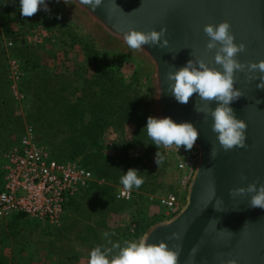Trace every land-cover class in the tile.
Instances as JSON below:
<instances>
[{
  "label": "rangeland",
  "instance_id": "obj_1",
  "mask_svg": "<svg viewBox=\"0 0 264 264\" xmlns=\"http://www.w3.org/2000/svg\"><path fill=\"white\" fill-rule=\"evenodd\" d=\"M46 3L49 11L41 6L23 17L19 0L0 1L9 11L0 18V183L4 151L27 134L53 159L87 168L93 183L68 201L60 224L24 217L16 239L29 243V264H88L93 247L137 240L167 219L158 200L175 193L184 205L187 185L180 181L174 147L160 148L164 161L158 167L157 148L141 132L152 116L150 70L100 42L96 47L60 16L58 0ZM32 31L56 36L33 45L28 41ZM83 41L94 46L96 61ZM7 42L12 48L5 47ZM12 69L21 73L17 90L22 99L7 81ZM75 105H80L76 112ZM129 168L139 170L145 182L130 191L131 202L123 203L115 194L123 189L119 178ZM104 232L114 235L105 238Z\"/></svg>",
  "mask_w": 264,
  "mask_h": 264
},
{
  "label": "water",
  "instance_id": "obj_2",
  "mask_svg": "<svg viewBox=\"0 0 264 264\" xmlns=\"http://www.w3.org/2000/svg\"><path fill=\"white\" fill-rule=\"evenodd\" d=\"M58 2L60 16L81 36L150 70L152 116L188 121L199 131L193 147L198 151V163L184 205L170 219L151 225L143 234L147 242L164 241L170 248L179 245V264H185L193 248L198 249L193 264H221L232 258L238 264H264V209L249 206L250 194L229 195L231 189L252 182L264 184V89L257 87L264 74H235L234 87L243 95L229 106L247 124L246 146L227 152L212 131V117L194 110V105L215 108L216 102L208 105L193 94L188 104H180L168 91L167 80L169 71L190 59L200 58L209 67L220 69L214 61L215 50L209 52L205 47L206 24L229 22L235 43L246 45L237 56L241 63L264 60V0H103L95 11L80 0ZM133 28L144 32L166 29L162 40L167 39L168 46L130 49L123 33ZM213 146L218 152L215 159L210 157ZM173 233L180 238L169 239Z\"/></svg>",
  "mask_w": 264,
  "mask_h": 264
},
{
  "label": "clouds",
  "instance_id": "obj_3",
  "mask_svg": "<svg viewBox=\"0 0 264 264\" xmlns=\"http://www.w3.org/2000/svg\"><path fill=\"white\" fill-rule=\"evenodd\" d=\"M83 5H88L93 11L100 6L103 0H80ZM114 2V0H113ZM49 11L46 0H19V11L23 17L35 15L40 7ZM231 25L227 21H222L217 25L206 24L203 28L208 37L205 45L211 52L215 50V64L220 65V69L209 67L205 60L196 58L190 59L182 67L167 73L168 91L175 100L183 105L188 104L193 94H197L199 100L210 105L216 102V107L207 106L201 109L194 105V110L203 112L205 117L211 116L213 119L212 131L216 134V139L220 147L229 151L234 147H245L247 124L243 119H238L234 110L229 106L233 101L240 98L243 93L234 87L236 84V72L253 73L259 71L264 74V60L243 64L238 59L239 53L246 50L244 43H235V37L230 31ZM166 29L159 31L153 29L148 32L129 29L123 33V40L132 50H139L144 45L168 46V40L163 39ZM253 77L249 76V79ZM258 88L264 89V75L259 77ZM146 131V135L157 148L155 163L159 167L164 161V155L160 148H172L178 150L181 146L185 151H190L199 137V131L191 122L184 121L177 123L171 117L147 118L146 126L141 130ZM148 144H145L147 146ZM218 154L215 146L211 148L210 157L215 159ZM210 171V170H209ZM241 179H246L241 175ZM123 189L130 192L133 188L139 189L144 184V178L140 171L129 168L127 172L119 178ZM250 194L249 206L264 209V184L252 182L247 187L234 188L229 191L232 197ZM215 196V190L212 193ZM211 199L209 200V203ZM220 203V201H217ZM217 203L215 208L217 210ZM107 238L114 233L104 232ZM180 235L173 233L169 239H179ZM111 248H104L100 245L93 247L88 253V264H179L180 246L169 245L160 241L159 243H148L147 238L142 236L137 240H125L123 243L108 241ZM197 248H193L189 253L185 264H193ZM221 264H238L235 258L221 261Z\"/></svg>",
  "mask_w": 264,
  "mask_h": 264
},
{
  "label": "built area",
  "instance_id": "obj_4",
  "mask_svg": "<svg viewBox=\"0 0 264 264\" xmlns=\"http://www.w3.org/2000/svg\"><path fill=\"white\" fill-rule=\"evenodd\" d=\"M49 32V31H48ZM55 34H42L32 31L29 43L43 44L44 39H54ZM12 42L5 47L12 48ZM18 69H12L7 81L14 90L16 98L22 99L17 90L21 81ZM176 167L181 174L183 187L188 185L198 163V151L192 148L185 151L174 147ZM2 183L0 187V220H8L14 215H21L48 226L60 224L66 204L70 199L87 190L93 183L91 172L78 162H61L53 159L45 150L38 147L27 134L18 146L4 151ZM116 200L129 203L132 193L118 189ZM164 215L170 219L183 207L180 196L167 194L158 200ZM166 220V219H165Z\"/></svg>",
  "mask_w": 264,
  "mask_h": 264
},
{
  "label": "crops",
  "instance_id": "obj_5",
  "mask_svg": "<svg viewBox=\"0 0 264 264\" xmlns=\"http://www.w3.org/2000/svg\"><path fill=\"white\" fill-rule=\"evenodd\" d=\"M22 219L25 220L24 216L14 215L9 220H0V264H29L32 261L29 260V243L16 239L18 223Z\"/></svg>",
  "mask_w": 264,
  "mask_h": 264
},
{
  "label": "trees",
  "instance_id": "obj_6",
  "mask_svg": "<svg viewBox=\"0 0 264 264\" xmlns=\"http://www.w3.org/2000/svg\"><path fill=\"white\" fill-rule=\"evenodd\" d=\"M2 1V0H0ZM9 11H6V9H3L1 4H0V18H6L7 16V13ZM16 12V10H15ZM55 19L60 22V23H64L63 20H61L59 17L55 16ZM85 43V50L87 51V54L89 55V57L93 58L94 61H96V57L98 55V53L96 52L94 46L90 43V42H87V41H83ZM79 101H82V100H79ZM80 108V105H75L73 107L74 111L76 112L78 109ZM81 116V113L79 114V117ZM21 216V215H20Z\"/></svg>",
  "mask_w": 264,
  "mask_h": 264
}]
</instances>
